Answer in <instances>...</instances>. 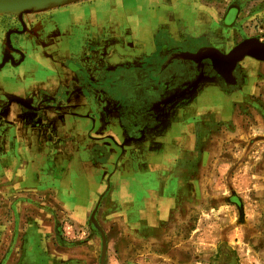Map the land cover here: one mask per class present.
I'll return each mask as SVG.
<instances>
[{"label":"crops","instance_id":"0c3cea01","mask_svg":"<svg viewBox=\"0 0 264 264\" xmlns=\"http://www.w3.org/2000/svg\"><path fill=\"white\" fill-rule=\"evenodd\" d=\"M248 1L79 0L0 20V179L44 196L31 208L43 238H59L58 204L97 227L104 208L123 228L142 212L160 219L180 164L210 158L238 83L192 55L241 41Z\"/></svg>","mask_w":264,"mask_h":264},{"label":"rangeland","instance_id":"374dc122","mask_svg":"<svg viewBox=\"0 0 264 264\" xmlns=\"http://www.w3.org/2000/svg\"><path fill=\"white\" fill-rule=\"evenodd\" d=\"M25 14L0 20L5 28ZM235 23L242 39L264 41V0L243 4ZM234 73L227 121L211 129L210 158L180 164L160 219L142 212L135 221L143 225L123 228L104 208L97 227L89 211L79 224L58 204L59 238H43L34 219L43 211L31 208L44 196L15 195L13 180L0 179V264H264V60L246 56ZM60 240L67 246L54 249Z\"/></svg>","mask_w":264,"mask_h":264},{"label":"water","instance_id":"95a60500","mask_svg":"<svg viewBox=\"0 0 264 264\" xmlns=\"http://www.w3.org/2000/svg\"><path fill=\"white\" fill-rule=\"evenodd\" d=\"M66 0H0V10L17 9L15 13H21V9L28 8L26 11L31 10H44L51 7L50 3L65 2ZM34 5L40 6L36 8ZM53 7V6H52ZM9 13V12H4ZM210 58L214 68L222 75L226 80H229L232 76V70L235 64L241 60L244 56H252L259 60H264V41H260L256 37L244 38L236 43L227 53H220L214 48L204 47L197 53L192 55L197 59L201 56ZM226 58L227 66L221 64V60L217 58Z\"/></svg>","mask_w":264,"mask_h":264},{"label":"bare ground","instance_id":"6f19581e","mask_svg":"<svg viewBox=\"0 0 264 264\" xmlns=\"http://www.w3.org/2000/svg\"><path fill=\"white\" fill-rule=\"evenodd\" d=\"M73 1H79V0H66L65 2H59V3H50L49 5H51L50 8H53V7H56L58 5H62V4H66V3H69V2H73ZM36 8L40 7V6H37V5H34ZM53 6V7H52ZM24 10H28V8H24V9H21V11L23 12ZM18 10L17 9H10V10H0V14L4 13V12H17ZM5 42V41H4ZM6 43V42H5ZM7 45V44H6ZM221 60V64L224 65L225 62L226 64L224 65V67L227 66V61H226V58H222V57H219L217 58V60ZM230 84V83H229Z\"/></svg>","mask_w":264,"mask_h":264},{"label":"flooded vegetation","instance_id":"af4514ba","mask_svg":"<svg viewBox=\"0 0 264 264\" xmlns=\"http://www.w3.org/2000/svg\"><path fill=\"white\" fill-rule=\"evenodd\" d=\"M230 11H232L231 12V16L227 20H234L235 19V16L238 15V13H239V9H238L237 5L231 4L229 6V9L227 10L226 13L228 14V13H230ZM233 70H232V76H231V78L229 80H227L228 83H230V82L235 83V79H234V77H235V73H234L235 70L234 71Z\"/></svg>","mask_w":264,"mask_h":264}]
</instances>
